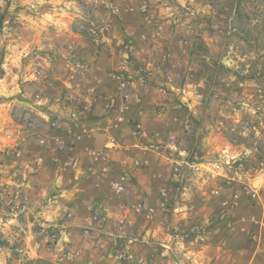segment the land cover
I'll list each match as a JSON object with an SVG mask.
<instances>
[{"label":"rangeland","instance_id":"obj_1","mask_svg":"<svg viewBox=\"0 0 264 264\" xmlns=\"http://www.w3.org/2000/svg\"><path fill=\"white\" fill-rule=\"evenodd\" d=\"M0 264H264V0H0Z\"/></svg>","mask_w":264,"mask_h":264},{"label":"crops","instance_id":"obj_2","mask_svg":"<svg viewBox=\"0 0 264 264\" xmlns=\"http://www.w3.org/2000/svg\"><path fill=\"white\" fill-rule=\"evenodd\" d=\"M62 50L63 48L60 46V49H58V53L61 52ZM67 51H69V53L76 54L79 57L85 58V55L82 51H80L79 46L73 42L68 43ZM58 58H59V54H58ZM52 75H55V73ZM43 101L44 103H48L50 105L49 109L58 111V107H59L58 101L56 100L48 101V95L44 96ZM91 123H95V121H92ZM91 123H88L86 125L83 124L82 133H80V136L76 141V147L80 151L79 153L82 154L84 159L88 161L91 160V158L93 159L95 157L94 155H91V152L88 150V149H92L91 145H94L95 143V146H99L98 144L99 141L100 143L102 142L101 146L106 145L109 140L108 138L106 139V137L114 130L113 128H108V126L104 125L103 123L101 124L102 127L100 128L97 126V124H91Z\"/></svg>","mask_w":264,"mask_h":264},{"label":"built area","instance_id":"obj_3","mask_svg":"<svg viewBox=\"0 0 264 264\" xmlns=\"http://www.w3.org/2000/svg\"><path fill=\"white\" fill-rule=\"evenodd\" d=\"M123 86H124V83L121 84V87H123Z\"/></svg>","mask_w":264,"mask_h":264}]
</instances>
